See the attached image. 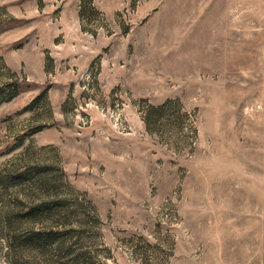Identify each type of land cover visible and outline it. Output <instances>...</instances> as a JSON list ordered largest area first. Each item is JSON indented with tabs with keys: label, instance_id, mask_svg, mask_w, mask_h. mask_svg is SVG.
I'll use <instances>...</instances> for the list:
<instances>
[{
	"label": "rangeland",
	"instance_id": "1",
	"mask_svg": "<svg viewBox=\"0 0 264 264\" xmlns=\"http://www.w3.org/2000/svg\"><path fill=\"white\" fill-rule=\"evenodd\" d=\"M0 264H264V0H0Z\"/></svg>",
	"mask_w": 264,
	"mask_h": 264
}]
</instances>
